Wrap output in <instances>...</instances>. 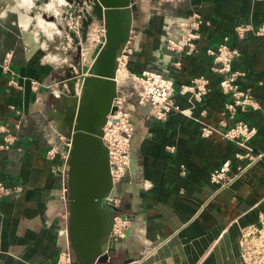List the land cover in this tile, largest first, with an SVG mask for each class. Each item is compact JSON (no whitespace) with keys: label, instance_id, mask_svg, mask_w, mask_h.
<instances>
[{"label":"crops","instance_id":"1","mask_svg":"<svg viewBox=\"0 0 264 264\" xmlns=\"http://www.w3.org/2000/svg\"><path fill=\"white\" fill-rule=\"evenodd\" d=\"M18 10V0H0V126L15 137L12 146L0 149V181L20 189L0 198V264H58L59 255L71 251L61 235L68 222L60 198L67 175L62 160L48 159L46 151L58 146L56 132L63 131L62 108L52 97L60 80L62 63L57 60L64 59L48 54L34 31L20 26ZM193 14L203 21L196 52L168 51L166 41L179 38L178 23ZM132 15L135 37L128 74L161 73L173 84L175 103L191 117L171 113L158 121L150 110L129 105L137 125L138 172L127 174L119 186L126 234L109 263L243 264L240 229L256 224L264 213V37L255 34L264 27V0L142 1L133 3ZM245 25L252 30L239 39L235 30ZM224 39L240 53L232 63L239 73L237 86L260 107L232 119L222 114L228 98L207 54ZM8 53L20 90L8 86L9 76L2 70ZM83 56L81 70L86 68ZM199 77L208 81L201 101L178 93ZM31 82L38 84L36 91ZM127 86L124 81L120 89ZM239 121L256 131L248 146L259 158L247 167L248 161L235 158L245 153L242 147L217 134L201 135L203 125L222 130V123L231 127ZM2 138L0 133V145ZM225 161L230 162L231 181L211 183V174Z\"/></svg>","mask_w":264,"mask_h":264},{"label":"built area","instance_id":"2","mask_svg":"<svg viewBox=\"0 0 264 264\" xmlns=\"http://www.w3.org/2000/svg\"><path fill=\"white\" fill-rule=\"evenodd\" d=\"M142 1H156L160 4L172 3L176 0H133V3ZM61 11L56 15L58 23L64 22L67 26L66 32L63 34L65 43L61 46L59 51L64 53H73L75 45L73 43L72 34H75L81 25L83 15L80 11L74 10L69 12L72 6H61ZM67 8V9H66ZM65 9V11H64ZM203 21L197 14L191 15L190 18L182 20L178 23L179 38L178 40L168 39L166 41V49L174 52H185L192 54L196 52V42L199 39V28ZM252 30L249 25L237 27L235 33L239 39H243L244 35ZM93 33V32H92ZM103 27H99L95 34L100 38L104 35ZM57 36L61 32L55 33ZM255 34L264 37V27L255 30ZM52 38V37H51ZM53 40V38L51 39ZM132 34L126 44L121 48L116 58V71L118 69H126L129 58L132 55L131 46ZM207 54L213 58L214 66L211 68L212 72L219 76L218 86L223 95L228 98V101L223 106V115L232 119L238 112L246 110L257 111L260 109L259 105L254 101L252 96L245 91L239 89L236 84L239 73L232 70L233 61L239 57V50L231 47L227 39H224L214 50H208ZM54 57V56H53ZM11 54H6L2 61V70L9 76L8 86L20 90L21 87L16 80L14 72L11 71L10 65ZM128 86L123 90L118 86L116 100V110L107 117V122L103 128V144L108 150L110 163V176L114 192L108 198L112 202V206L117 209H122V199L119 192V186L123 178L129 174V166L131 158L136 159L134 135L136 128L129 119L134 117L133 114L127 111L129 105H136L138 108L148 109L151 111L153 117L158 121H164L171 113H180L184 116L191 117V112L181 110L175 103L173 98L174 88L170 80L166 79L161 73L155 71H144L140 75L128 74L124 80ZM123 81V82H124ZM33 90H37L38 84L31 82ZM208 92V81L199 77L190 82L189 85L180 87L178 93L181 95L190 94L194 101H201ZM189 112V114H187ZM133 122V121H132ZM134 125V126H132ZM221 127L224 129L215 128L208 125H203L201 135L205 138L217 134L222 139L235 143L245 150L244 154H236L235 158L239 161L246 160L248 165L254 163L258 156L253 154L252 149L248 143L256 134L254 128L249 127L244 122H236L231 127H226L222 123ZM0 133L3 135L0 149H7L15 142L13 137L6 127L0 126ZM67 147V141L64 139ZM67 152L59 148L57 145H52L46 151L48 159L60 158L66 167L67 175ZM230 170V162L225 161L211 176L210 181L213 184L224 186L231 180L228 179V172ZM242 171L243 168H238ZM138 172V165L136 164V173ZM20 191L17 187H9L0 181V198L8 197L13 193ZM67 180L61 189L60 198L67 208L65 218L68 215L67 202ZM123 210L117 212L113 217L112 235L123 238L126 233V227L117 226L124 223L126 226L127 219L123 215ZM61 235L68 239L67 230L61 231ZM239 254L243 264H264V213L258 215L256 224H252L240 229L239 238ZM73 255L71 251H63L58 258V264H72Z\"/></svg>","mask_w":264,"mask_h":264},{"label":"water","instance_id":"3","mask_svg":"<svg viewBox=\"0 0 264 264\" xmlns=\"http://www.w3.org/2000/svg\"><path fill=\"white\" fill-rule=\"evenodd\" d=\"M76 0H68L74 3ZM95 14L82 7L79 27L85 40L95 20L104 28L94 52L95 57L83 71V96L76 110H65L64 138L70 147H58L67 152V235L73 255L72 264H110V259L123 238L112 235L113 217L122 209L108 200L114 192L108 150L103 144V128L112 112L117 96L115 80L116 58L134 29L133 0H91ZM72 6L75 7L74 4ZM77 57L80 47L72 34ZM77 75L67 68L60 84H67L73 93ZM129 174H136V161L131 158Z\"/></svg>","mask_w":264,"mask_h":264},{"label":"rangeland","instance_id":"4","mask_svg":"<svg viewBox=\"0 0 264 264\" xmlns=\"http://www.w3.org/2000/svg\"><path fill=\"white\" fill-rule=\"evenodd\" d=\"M21 0H19L18 2V7H19V21H26V20H29V23L31 25L32 28H30V30H33L34 33H35V36L39 39H41L42 42H44L47 46V52L48 54L54 56L57 60V57H61L62 59H64L63 61L61 60H57L58 62L62 63L61 66H60V71H59V75H60V79L64 78V73L65 71L67 70V68H71L72 70V73L77 75L79 74L78 76V79H77V82H79L82 78H81V73L83 71H86L85 69H83V71L81 70L83 68V63H84V56L83 54L86 53V51H91V50H94V48L96 47L97 43H99V37L95 34V31L99 28V21L98 20H95L92 25L90 26V30H89V33L86 37L85 40L81 39V33H80V30L78 29L77 32L75 33V36L77 37V42H78V45L80 47V51H79V57H77V52L74 51L73 53H64L62 51H59V49H61V46L65 43V39L63 38V34L64 32H66L67 30V26L64 22L62 23H58L57 19H56V11L54 8H58V6L56 5V2L55 0H33L35 3L33 6H46V5H50V4H54V8H51L47 11H42L41 14H40V17L41 19L43 18V20L45 21H49V22H54L56 25H58V32L60 31L61 32V35L60 36H57V32H55L54 29H51L50 28V34H53V35H48L46 34V32L44 31H41V28H39L37 26V21H35V18L37 17V13H35V11H33L32 13H27L26 11H23L21 9L22 7V3L20 2ZM32 1V0H30ZM37 2V3H36ZM51 2V3H50ZM46 4V5H45ZM71 4H74V6H72V8L69 10V12H72L74 10H77V11H80L82 13V7H84L86 9V11L92 15L95 14V8L93 10H91V6L94 5V3H88L87 0H76L74 1V3H71ZM34 9H36L34 7ZM59 9V8H58ZM61 9V8H60ZM60 9L58 10L60 12ZM67 9V8H66ZM65 11V9H64ZM83 15V13H82ZM23 28V27H22ZM93 32V33H92ZM135 29L132 30L131 34H132V40H131V46H132V53H133V45H134V37H135ZM39 33L40 35L38 36ZM53 40H51L52 38ZM91 49V50H90ZM85 51V52H84ZM90 53V52H89ZM92 60H90V63H91ZM57 62V63H58ZM88 60L86 61L85 59V63H87ZM59 63V64H60ZM82 67V68H81ZM124 75V77L126 75H128V72L127 70L123 71L122 72ZM77 82H76V85L73 86L74 88V91L75 92H70L69 91V88L66 89V83L65 84H60L58 83L57 84V87H55V91H54V96L52 97L54 102L55 101H59L60 103V107L62 108L61 111L58 112V115H60V118H62V129H63V133H64V130H65V124L63 123V119L65 117V110H69V107H68V104H67V96H73V97H77L79 98V102L81 101V98H82V93L83 92V89H82V85H83V82L80 81V93L78 92L77 90ZM123 83V82H122ZM120 83L119 86L122 84ZM124 88L122 87L121 90H123ZM73 94L71 95L70 93H68V91ZM80 94V95H79ZM127 111L131 112L132 114H134V110L131 109V108H128ZM61 131H58L57 132V139H58V143L62 145V148L65 147V143L63 144V140H64V134H63ZM120 192V190H119Z\"/></svg>","mask_w":264,"mask_h":264},{"label":"bare ground","instance_id":"5","mask_svg":"<svg viewBox=\"0 0 264 264\" xmlns=\"http://www.w3.org/2000/svg\"><path fill=\"white\" fill-rule=\"evenodd\" d=\"M36 1V0H35ZM52 1V0H51ZM88 1V3H94L93 1H91V0H87ZM18 2H19V0H18ZM22 4V7H21V9L23 10V11H26L27 13H32L33 11H35V13H37V17L35 18V21H37V26L39 27V28H41V31H45L46 32V34H48V35H53V34H50L51 32L49 31L50 30V28L51 29H54L55 30V32H58V25H56L54 22H49V21H45V20H43V18L41 19V17H40V14H41V12L42 11H47L48 12V10L49 9H51V8H54L55 6H54V4L52 5V4H50V5H46V6H42L41 5V7L39 6H33L34 5V1L32 0V1H30V0H21L20 1ZM55 2H56V5L58 6V8L60 9V7L61 6H72V4L71 3H69L68 2V0H55ZM37 3V2H36ZM51 3V2H50ZM34 7L36 8V9H34ZM56 9V8H54L55 9V11H56V15L59 13V9ZM95 8V5H92L91 6V10H93ZM60 11H61V9H60ZM90 14V13H89ZM92 15V14H91ZM19 24H20V26L21 27H23V28H25V29H30V28H32L31 27V25H30V23H29V20H26V21H19ZM24 29V30H25ZM38 34V36L40 35L39 33H37ZM99 39V38H98ZM95 49V48H94ZM91 50V49H90ZM85 52V51H84ZM90 52V53H89ZM91 54V55H90ZM85 57H86V61L88 60V62L86 63V68H85V70L86 69H88V67H89V65L92 63V61H93V59H94V57H95V52H94V50H91V51H86V53H85ZM53 57V56H52ZM56 59V58H55ZM54 60V59H53ZM90 60H92L91 61V63H90ZM82 68V67H81ZM126 69H118L117 71H116V74H115V80H116V82H117V85L119 86V84L120 83H122L125 79H126V77L128 76V75H126L125 77L123 76L124 74L122 73L123 71H125ZM83 71V70H82ZM87 71V70H86ZM83 73V72H82ZM81 73V74H82ZM78 76H79V74H77V79H78ZM80 81H82L81 79H79ZM79 81V82H80ZM79 82H77V90H78V92L80 93V83ZM83 82V81H82ZM75 85H76V83H75ZM82 89H83V85H82ZM73 92H75L74 91V88H73ZM82 93V96H83V92H81ZM74 94V93H73ZM80 95V94H79ZM71 99V102H68V103H71V105H74V109L76 110V107L79 105V98H78V96L77 97H73V98H70ZM70 101V100H69ZM77 105V106H76ZM115 106H116V100H113V104H112V114L114 113V111L116 110V108H115ZM132 118V120L131 119H129V121L133 124L134 123V125H132V126H134L135 128L137 127V125H136V123H135V121L133 120L134 119V117H131ZM133 121V122H132ZM65 127H66V125H65ZM63 132V131H62ZM57 133V132H56ZM65 139V138H64ZM65 146H67L66 144H65ZM117 226H120V227H125V225H124V223H120L119 225H117ZM126 234V233H125ZM125 236V235H124Z\"/></svg>","mask_w":264,"mask_h":264}]
</instances>
